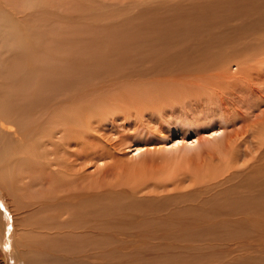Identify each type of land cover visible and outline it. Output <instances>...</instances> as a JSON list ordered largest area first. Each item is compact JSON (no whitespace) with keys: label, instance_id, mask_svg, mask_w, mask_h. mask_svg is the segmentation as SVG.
I'll use <instances>...</instances> for the list:
<instances>
[{"label":"rangeland","instance_id":"374dc122","mask_svg":"<svg viewBox=\"0 0 264 264\" xmlns=\"http://www.w3.org/2000/svg\"><path fill=\"white\" fill-rule=\"evenodd\" d=\"M41 1L13 3L12 0H0V8L5 10L10 3L16 11L22 10L32 42L37 43L38 51L35 53H40L43 58L57 57L54 59L56 64L50 69L58 81L57 85L52 84L54 91L57 89L59 94H63L65 88L74 86L98 88V84L110 78L113 80L109 83L104 81L111 87L105 93L116 99L133 89L152 85L154 90H163L159 100L162 112L155 108L143 117L117 115L112 120L97 118L100 120L96 127L98 138L90 144L89 159L80 161L83 165L90 162L87 176L91 206L104 205L105 210L99 215L94 212L91 225L82 227L92 235L89 237L92 242L84 246L80 244L82 248L75 251L74 244L70 243L73 241L66 235L68 226L57 223L61 211L55 208L45 211L34 209L33 204L39 199L49 201V197H45L53 193L54 188L43 181L45 174L42 171L30 167L35 165L29 158L32 147L19 145L8 165L5 160L1 162L0 264H9L6 259L13 255L14 248L33 254L37 260L35 264H264V154L255 149L263 138V133H260L264 131V102L258 104L248 99L249 87L241 82L244 78L241 76H248L260 67L257 64L264 52V28L260 24L259 27L252 24L254 15L251 11L219 8V14L223 16L220 18L221 15H216L219 10L215 3L211 7L213 11H205V18H200V26L208 23L205 29L203 25V31H196L193 29L197 26L194 20L187 19L189 9L181 5L182 1L177 4V0H172L167 6L145 5L139 13L133 8L137 0H44L45 9L40 6ZM76 8L84 11L83 15L70 18L69 13L75 12ZM93 8L98 12L96 16L89 15ZM178 14L180 18L186 17L179 20ZM211 14L217 17L214 21L223 22L211 21ZM149 20L153 24L151 32L147 26ZM170 22L174 24L171 28ZM185 23L193 27V33L196 32L185 37L192 38V42L179 39L178 42H182L168 46L171 54L185 55L183 61L179 58L182 62L179 66L185 62L183 65L187 69L167 64L170 67H165L163 75L161 72L152 77L147 75L142 80V75L139 77L133 72L137 67H144L142 59L133 64L125 63L121 72H115L117 65L113 66L114 69H104L105 65L101 64L100 69L103 70L87 74L90 83L79 84L84 74L74 72L76 48L98 47L103 41L120 43L119 37L120 44L128 45L117 49V52L114 50V55L133 56L131 53L137 51V47V53L142 48L144 52L147 48L153 51L155 46L160 52L166 45H159L157 38L156 42L153 40L158 34L154 29L161 32L167 25V30L173 28L176 32L178 29L183 32ZM219 28L222 30H217ZM140 30H148L149 34L143 36L139 34ZM215 31L222 32L224 36L216 35ZM207 33L212 38L206 36ZM203 38H207L206 41ZM162 39L166 37L162 36ZM162 39L160 41L166 43ZM213 39L220 46L223 43L224 48L221 49ZM142 42H146L145 45ZM202 44L212 46V49L200 47ZM195 46L198 51H195ZM52 47L57 51L53 56L51 52L55 50ZM177 47L179 50L175 51ZM185 50L187 52L183 54ZM29 61L32 64L36 60L29 58ZM36 64L33 63L34 70L30 68L29 73L37 70ZM173 67L176 70L172 72L170 68ZM226 75L230 79L224 78ZM257 87L264 93V83H258ZM192 88L194 91L190 90ZM253 95L261 97L260 93ZM47 97L55 102L58 94L52 92ZM178 97L181 101H176Z\"/></svg>","mask_w":264,"mask_h":264},{"label":"bare ground","instance_id":"6f19581e","mask_svg":"<svg viewBox=\"0 0 264 264\" xmlns=\"http://www.w3.org/2000/svg\"><path fill=\"white\" fill-rule=\"evenodd\" d=\"M12 1H13V3H14V1H16L17 3H18V1H21V3L24 2V0H12ZM137 1L138 2H136V5H134L133 8L135 7L134 9H136V11L139 13L140 11L143 10V6H145V5L157 4L159 6H167L168 3H170L172 0H137ZM181 1H182L181 5H183L184 7L189 9L187 11L190 12V14L187 13V15L189 14L187 19L189 20V17L192 18L194 20V25H197V26H194V28L192 26L188 27V26H186V23H185L186 29L182 28V26H181V28L183 30L185 29L183 32H181V30H179L176 27V30L178 29L180 31V33H178V30L176 32L173 28L170 29L174 25L171 22H170L171 24H169L171 26H170V28H168V30L166 29L168 23H167V25L164 24V26L166 25L164 30L160 29L161 26L158 25L159 30H162L161 32L158 31V28L154 27L155 28L154 31L156 32V29H157L158 34H156V37H153V38H155L153 40L155 41L157 38V40L160 42V44L157 43V46L166 45V47L164 49H162L160 52L156 51L157 50L156 46L152 51L151 48H147L148 46L146 45V48L148 51L145 49V52H144L143 48H142L137 53L138 47L136 46L137 51H134L131 53V54L134 53L133 56L130 54L128 56H126L125 54L114 55L113 52H115V51L117 52V49H120V50L123 49V46L125 45V44L124 45L120 44L121 41H120V38L118 36L117 37H118L120 43H115V42H113L114 40L113 41H103V42H100L101 45L98 42V44H99L98 47H95V46H93V47L89 46L88 47L87 46L88 48H76L74 51V53H75L74 58H77V62L74 63V69H75L74 72H79L80 74H84V76L79 80V84L80 83L81 84L90 83L89 77H87V76L89 75L90 72H93L94 70L95 71L96 70H103V68L104 69H109V68L114 69L113 66L117 65L118 68L116 71L115 70L114 71L118 72V70H119L121 72L124 70L122 68V66L125 63H127V64L132 63L133 64V62H136L137 60H141V59L145 63L144 67H139V68L137 67L135 69L136 71L133 69L134 70L133 72H136V74L135 73L134 74L135 75L138 74L139 77H140V75H142V77H141L142 80H143V76H147V75L148 76L151 75V77H152V75L159 74L160 72L162 73L161 75H163V70L165 69V67H170V66H167V64H171V66H176V65L179 66V63H182V62H179V58L183 61L185 55L183 57H181L182 54H178V55L177 54L176 55L171 54L172 51H170L171 49H169L170 46H168V45L170 43H171V45H173L174 44L173 42L178 44V43L182 42L183 40L186 43H191L192 38H185V37L190 32H191L190 34L196 33V32L193 33V31H191L192 28L195 29L196 31H198V30L203 31L201 29V26L204 25L203 28L205 29V25L207 22L203 25L201 24V26H200V23H199L200 18L202 16L204 17L205 16L204 13H206L205 11L211 10L213 8L212 5H214L215 3H216L215 8H217L218 10H219V8L220 9L227 8L228 10L245 9L247 11H251V14L254 15L252 24H255L258 27L260 24V27L264 28V22L259 23V21H264V0H177L176 3L178 4ZM0 3H2V2H0ZM176 3H174V4H176ZM8 6L9 7H5V10L4 9L1 10V8H0V173H1V162L5 160L6 165H8V161L10 162V159H12V157H13L12 153L15 152V150H17V148H20V146H24V145H29L32 147L31 156L29 158H32L35 165L31 164L30 167H34V169L37 168L40 171H42L43 175L45 174L43 181L45 183L51 184L50 185L51 188H54V190H53L54 192L51 194L49 193V195H47L45 197V198L49 197V201H46L47 199L45 201H44V199L42 201H40L41 199H39V201H36L35 204L32 203L33 206L35 205L34 209L37 211H45L48 209L55 208L56 210L61 211V213L59 212L61 214V216L58 214L61 218H59V217L57 218V220H58L57 223L58 224H66L68 226L67 228L69 230L66 229V230H68L66 235H67V237H69L70 240L73 241L70 243L74 244V246H75L74 251H75L76 249L82 248L80 246V244H82V246H84L83 244L86 243L88 245L90 242H92V241H89V237H91L92 235L89 232H85L82 227L87 226V225H89V226L91 225V223L94 219L93 218L94 212L97 215L98 213L105 210L104 205L98 206L95 208H93L91 206L92 201H89V195H90L89 191H88L89 190L88 189V186H89L88 180L89 179L87 176L88 170H89L88 164L90 162L89 161L84 162V165H83V162L80 161V160H84V159H89V157H88L89 153L88 152L90 151V147H91L90 144H91V142L94 143V141L96 140V137L98 138V133H97L98 129H96V127L99 125L98 122H100V120L97 118H101L102 120H104V119L105 120L106 119L112 120V117L114 118L117 115L118 116L129 115V118L130 117H143L145 115V113H147V112L149 113V111H151L152 109L157 108L156 110H158L160 108L159 111H161V107H162L161 105L162 104L159 105V103H160L159 100H161V93L163 92V90H161V89L160 90H154L153 89L154 87H151L152 85L148 86L149 88H142V89H135L134 90L133 89L134 87L131 85L133 87V88L131 87L133 90H131L128 93L123 94V96L117 97L116 99H112V98H109V96H107V94L105 92H108L111 89V87L108 86V84H106V83H109L113 79L107 78L106 81L104 80L106 83L104 81H102L100 84H98L99 85L98 88H93L94 90L92 89V87L87 88V87H80V86L75 87L74 86L72 88L71 87L65 88V92L63 94H59L60 91H58L57 89H56V91H54L53 87H52V84L57 85L58 81H55L56 75H55V73H50V69L52 68V65L56 64L54 59L56 60L57 57H50V58H52V60H51L48 56H45V58H43L40 55V53H38V54L35 53V51H38V49L35 46V44H37V43L32 42V38L28 33L27 25L24 22L25 13H23L22 10L16 11L15 10L16 7L15 6L11 7L10 3H8ZM40 6L43 7L44 9L46 8V4H45L44 0L41 1ZM94 7H96V6L94 5ZM97 7L95 9L99 10ZM156 7H158V6H156ZM87 9H89V7ZM87 9H86V12H88ZM95 9L93 10L92 13L90 12V14L88 12V14L90 16H92L91 14H95L94 16H96V13H98V12H96ZM74 11L75 12H73V13H69L70 18L80 17L81 15H83V12H84L82 10H78L77 8ZM89 11H90V9H89ZM187 11L185 10V12H187ZM212 11H213V9H212ZM217 12L218 13H216V15L219 14V12H221V11L219 10ZM178 13H179V11H178ZM184 14H186V13H184ZM181 15H183V14H181ZM209 15H210V13L208 14V17H211ZM213 15H212L213 19L211 21L216 22V23L217 22L221 23L222 20L220 22L214 21V19L215 18L217 19V17H215V16L213 17ZM219 15H221V14H219ZM178 16H179V14H178ZM182 17L185 18L186 15H184ZM221 17H223V16L221 15L220 18ZM179 18H180V16H179ZM181 18L179 20H181ZM192 19H190L189 21H192ZM168 21H170V20L168 19ZM110 22L112 23L113 21L110 20ZM101 23H102V21H101ZM114 23H113V26H114ZM118 24H121V22ZM212 25H214V24H212ZM216 25L218 26V24H216ZM147 26L150 28V32H151V30H153L152 29L153 24H152L151 20L148 21ZM241 27H243V26H241ZM115 28H117V26H115ZM208 28H209V26H208ZM214 28H217V27L214 26ZM220 28L217 30H222ZM256 28L257 27H255V29ZM130 30L133 31L132 29H130ZM108 31H109V29H108ZM117 31H120V30L118 29ZM122 31H120V32H122ZM148 32H149L148 30H143V31H141V33H139V32L138 33L144 36ZM199 32H197V34ZM208 32H210V30H208ZM215 32H217L216 35L222 34V32L221 33L218 31H215ZM223 32H224V30H223ZM259 32H261V30ZM111 33H112V31H111ZM172 33H174L175 35H172ZM205 33H206V31H205ZM104 34H106V33H104ZM115 34H116V32H115ZM122 34H124V33L122 32ZM153 35H155V34H153ZM161 35L163 36V38L166 37V39H162ZM200 35H202V34H200ZM210 35H212V33H210ZM226 35H225V37H226ZM159 36H161L160 40L161 39L166 40V43H165V41L161 42L158 39ZM206 36H209V33H207ZM221 36H224V35H221ZM188 37H189V35H188ZM228 37H231V36H228ZM228 37H226V38H228ZM193 38H195V37H193ZM210 38H212V37H210ZM210 38L208 40L211 41ZM108 39H109V37H108ZM148 39H151V38H148ZM179 39H182V41L180 40L178 42ZM203 39L206 41L207 38H203ZM217 39H220V38L217 37ZM116 40H117V38H116ZM139 40H142V39H139ZM168 40H169V42H167ZM222 40H223V38H222ZM134 41H135V39H134ZM154 41H152V42H154ZM200 41H201V39H200ZM219 41H221V40H219ZM140 42H138V43L140 44ZM146 42H142V43H144V45H145ZM148 42H149V40H148ZM138 43H136V44H138ZM202 43H203V41H202ZM214 43L217 44L218 42L215 41ZM222 44H221V46H220V44H217V45L220 46L221 49H223L224 47L222 46ZM127 45H128V43H127ZM127 45H125V46H127ZM130 45H132V43H130ZM148 45H149V43H148ZM206 46L203 45L200 47H202V48L205 47V49H206ZM139 47H140V45H139ZM149 47H151V45H149ZM183 47H185V45ZM183 47H181V49ZM207 47H209V46H207ZM211 47L212 46H210L209 48H211ZM157 48L159 49V47H157ZM160 48H162V46ZM179 48H180V46H179ZM179 48L178 47L175 48L176 49L175 51H177V49L179 50ZM52 49L55 50V51L51 52V54L53 56L54 53L57 51L53 47H52ZM221 49L218 48V51H222ZM105 50H106V53L104 52ZM149 50H151V51H149ZM173 50H174V48H173ZM102 51L104 53H101ZM195 51H198L197 47H196ZM195 51H193V54ZM205 51H206L205 54H208L207 50H205ZM215 51H216V53H215V55H216L217 49ZM111 52H112L113 58L111 56ZM186 52H187V50H185V52H183V54ZM223 52H224V50H223ZM189 53H190V51H189ZM228 53H226V54H228ZM218 54L224 56L222 54V52H219ZM13 56H15L18 59L14 60ZM115 57H117V58H115ZM237 57L238 56H236V58ZM20 58H22V61L19 62ZM29 58H35L36 61L33 63H37L36 64L37 70L34 71L33 73H29L30 68H32L34 70V68H33L34 65H33V63L31 64V62L29 61ZM218 58H220V57H218ZM220 59L222 60V58H220ZM99 60L101 61V63L99 62ZM101 64L105 65V67H103L102 69H100ZM183 64L179 67L183 68V69H187V67ZM257 66H260V67L255 68V70L252 71L248 76H241V78H243V77L244 78L243 79L240 78V79H241V82L244 81L247 84V86L249 87V88H247L249 91V95L247 96L248 99H250L256 103L258 102V104H259L261 101L264 102V93L259 92V89L257 87L258 83L259 84L264 83V52H263V57L258 62ZM127 69H129V68H127ZM170 69H171L170 71H172V72L174 70H176L174 67L170 68ZM166 70H167V73L169 74L170 71H168V69H166ZM29 74H31L33 76H29ZM119 74H118V76H119ZM128 76H129V74H128ZM123 77H125V76H123ZM224 78H226L227 80L230 79L227 75L224 76ZM174 81H175V79H174ZM144 82H145V80H144ZM237 83H239V81ZM92 84H93V82H92ZM160 84H158L159 87H160ZM184 84H186V83H184ZM184 84H182V87H184L183 86ZM137 85L139 86V84H137ZM153 85L157 86V84H153ZM82 86H84V85H82ZM164 86H167V85H164ZM173 87H174V85H173ZM236 87H238V86H236ZM175 88L176 87H174V89ZM190 90L194 91L193 88ZM52 92H55L58 94V99L55 102L52 99L47 97V94L52 93ZM254 93H257V94L260 93L261 97H258V98L254 97V95H253ZM109 95H112V93L111 94L109 93ZM102 96L104 97V99ZM105 96L108 98H105ZM169 96L171 97V94ZM175 98H177V96ZM178 98L179 99H176V101L180 100V97H178ZM172 99H173V95H172ZM170 100H171V98H170ZM173 100H171V101H173ZM165 103L166 102L164 101L163 105H165ZM57 104H59V105H57ZM153 111H155V110H153ZM156 112H158V111H156ZM102 122H104V121H102ZM262 133H263V136H262L263 138L261 141H259L258 145L255 146V149L258 153L264 154V131H262L260 134L262 135ZM98 140H100V139H98ZM23 149H25V148H23ZM27 149H28V146H27ZM80 150H83L84 153H81ZM99 150H101V149L98 148V151ZM27 151L29 153L30 150H27ZM103 153H105V152H103ZM98 156L99 155L96 154V157H98ZM35 158H37V161L35 160ZM28 162H30V161H28ZM78 164H80L79 168H78ZM6 168H8V167H6ZM262 169H264V167ZM262 178H264V175L262 176ZM1 179H2V177H1ZM38 179H40V178L38 177ZM43 181L40 179L41 183H44ZM92 194L94 195V193H92ZM48 202H51L52 205H49ZM32 204H30V206H32ZM107 208H108V206H107ZM53 212L55 213V211H53ZM53 216H54V214H53ZM50 218H53L52 215ZM98 218H99V216H98ZM9 228H11V227H9ZM62 235L60 237L64 238L63 237L64 235L63 236ZM75 241H77V242H75ZM3 242H4V240H3ZM9 244H8V246H9ZM32 256H33V254L29 255V254H27V252L25 253L22 250L14 248L13 255L12 256L10 255L9 257H7L6 260L8 261L9 264H22V263L26 264V262H27V264H35V262L37 260L35 259V257H32Z\"/></svg>","mask_w":264,"mask_h":264}]
</instances>
